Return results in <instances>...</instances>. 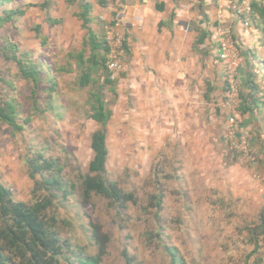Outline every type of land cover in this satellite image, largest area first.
<instances>
[{
  "label": "rangeland",
  "instance_id": "obj_1",
  "mask_svg": "<svg viewBox=\"0 0 264 264\" xmlns=\"http://www.w3.org/2000/svg\"><path fill=\"white\" fill-rule=\"evenodd\" d=\"M79 2H0V16H6L3 10H25L23 16L0 23V97L16 98L22 125L15 130L0 121L1 182L16 200L30 202L34 184L42 177L32 176L28 159L42 154L64 166L69 192L58 205L59 231L72 248L61 264H77L80 255L98 252L94 226L109 238L103 264H126L124 250L132 264H169L164 245L175 247L184 264H264V238L256 245L249 237L264 211V173L248 176L251 184L258 181L259 190L248 188V183L232 189L227 168L215 167V159L204 157V150L197 153L201 167L185 169L176 156L177 143L135 140L129 96L112 91L105 83V69L94 71L90 85L78 83L82 68L76 56L91 53L87 30L76 16ZM93 17L103 36L99 23L105 16L93 12ZM15 46L40 66L38 83L23 78L5 56V51L11 56ZM93 92H100L114 111L107 125V174L124 192L135 195L136 202L125 209L99 196L88 203L83 199L82 180L94 154L91 139L100 128L92 119Z\"/></svg>",
  "mask_w": 264,
  "mask_h": 264
},
{
  "label": "crops",
  "instance_id": "obj_2",
  "mask_svg": "<svg viewBox=\"0 0 264 264\" xmlns=\"http://www.w3.org/2000/svg\"><path fill=\"white\" fill-rule=\"evenodd\" d=\"M239 1L106 0L93 11L116 22L126 36L125 72L109 86L129 96L135 140L177 143L185 169L201 167L197 153L204 150L215 167L227 168L232 189L248 183L259 190L248 176L264 173V18L249 9L246 23L236 13ZM218 26L235 39L243 58L238 125L251 135L249 158L233 153L224 140L228 110Z\"/></svg>",
  "mask_w": 264,
  "mask_h": 264
},
{
  "label": "trees",
  "instance_id": "obj_3",
  "mask_svg": "<svg viewBox=\"0 0 264 264\" xmlns=\"http://www.w3.org/2000/svg\"><path fill=\"white\" fill-rule=\"evenodd\" d=\"M7 0H0L1 3ZM77 0H67L72 5ZM80 10L77 18L87 30L86 45L90 48V55L84 53L76 56L78 66L82 68L79 77V85L88 86L93 82L92 74L102 66L106 72L105 83L113 85L115 82L108 78L107 70V46L105 42V23H99L103 36L93 28V3L89 0H79ZM101 6L106 0H97ZM251 10H258L264 18V0H254L250 4ZM6 16H0V23L14 20L17 16L25 14L24 9L15 8L3 10ZM53 23H57L53 19ZM202 41V40H201ZM12 55L5 56L16 63L19 73L27 80L38 83L41 78L40 66L31 59L28 52H21L17 46L11 51ZM0 79L2 75L0 73ZM10 87L13 82H8ZM95 99L93 104L92 119L100 128L95 131L91 139L93 157L89 164V172L82 180L83 199L88 203L93 196H99L110 206L125 209L129 203H135L133 193L124 190L107 174V162L109 150L107 146V124L112 117V111L107 107L101 93H92ZM16 98L0 97V121L20 130L19 108ZM27 121V120H26ZM28 166L32 176L40 174L42 179L36 181L33 187V199L30 202L15 199L10 188L0 180V264H61L67 251L71 250L70 243L60 234V218L58 205L60 200L67 199V191L64 185V166L57 159L47 158L42 154L28 159ZM73 187L71 185L70 189ZM62 197V198H60ZM158 201L157 204H159ZM93 235L98 242L99 250L95 255H80L77 264H103L106 254L107 235H102L99 226H94ZM249 237L258 245L264 238V211L260 214V221L256 227L249 230ZM164 250L169 256V264H184L175 247L164 245ZM126 264H132L126 250L123 251Z\"/></svg>",
  "mask_w": 264,
  "mask_h": 264
},
{
  "label": "built area",
  "instance_id": "obj_4",
  "mask_svg": "<svg viewBox=\"0 0 264 264\" xmlns=\"http://www.w3.org/2000/svg\"><path fill=\"white\" fill-rule=\"evenodd\" d=\"M254 0H240L236 13L246 23L249 21L250 4ZM103 18L105 25V42L107 50L108 78L118 81L125 72L126 36L114 21ZM218 48V58L222 64L226 77L225 107L228 116L225 125L224 140L229 149L244 158L252 155L251 135L239 130V111L242 104V85L240 68L243 58L236 45L235 39L222 26H218L215 34Z\"/></svg>",
  "mask_w": 264,
  "mask_h": 264
}]
</instances>
